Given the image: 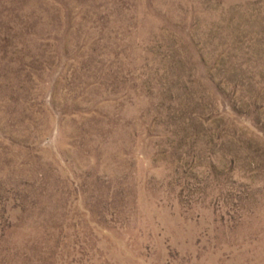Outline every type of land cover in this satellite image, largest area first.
<instances>
[{
  "label": "rangeland",
  "instance_id": "obj_1",
  "mask_svg": "<svg viewBox=\"0 0 264 264\" xmlns=\"http://www.w3.org/2000/svg\"><path fill=\"white\" fill-rule=\"evenodd\" d=\"M0 264H264V0H0Z\"/></svg>",
  "mask_w": 264,
  "mask_h": 264
}]
</instances>
